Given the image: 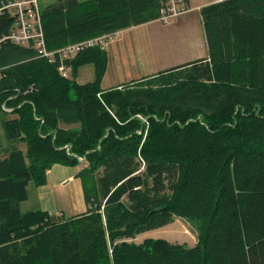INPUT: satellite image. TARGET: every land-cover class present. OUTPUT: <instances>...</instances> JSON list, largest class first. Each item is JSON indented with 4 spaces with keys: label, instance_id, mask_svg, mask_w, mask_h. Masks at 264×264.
<instances>
[{
    "label": "trees",
    "instance_id": "1",
    "mask_svg": "<svg viewBox=\"0 0 264 264\" xmlns=\"http://www.w3.org/2000/svg\"><path fill=\"white\" fill-rule=\"evenodd\" d=\"M161 3L57 0L41 8L47 47L154 22ZM201 17L208 58L109 90L106 51L66 61L65 78L33 47L1 45L0 264H264V0ZM13 25L2 13L0 36ZM55 165L84 166L87 212L23 214ZM175 218L197 224L195 247L133 242Z\"/></svg>",
    "mask_w": 264,
    "mask_h": 264
},
{
    "label": "crops",
    "instance_id": "2",
    "mask_svg": "<svg viewBox=\"0 0 264 264\" xmlns=\"http://www.w3.org/2000/svg\"><path fill=\"white\" fill-rule=\"evenodd\" d=\"M221 1L189 0L191 12L177 19L167 29H155L153 26L158 23L151 22L125 30L122 37L106 50L108 67L102 89L119 88L154 77L162 71L208 58L201 10ZM94 79L95 70L93 66L87 65L79 70L76 81L79 85H85ZM3 118L0 116V121ZM20 148L25 150L24 147ZM83 167L53 166L47 172V185L40 188L29 186V198L21 204V212L42 211L66 219L86 213L88 206L84 184L79 177Z\"/></svg>",
    "mask_w": 264,
    "mask_h": 264
},
{
    "label": "built area",
    "instance_id": "3",
    "mask_svg": "<svg viewBox=\"0 0 264 264\" xmlns=\"http://www.w3.org/2000/svg\"><path fill=\"white\" fill-rule=\"evenodd\" d=\"M161 1L159 17L154 21L156 23L172 25L174 21L191 12L189 0ZM41 11L39 0H4L0 6V15L6 12L14 19V25L7 35L0 36V47L8 42L20 47H33L40 59L46 60L51 65L60 63L58 72L65 78H69L72 73L71 68L65 65L66 61L91 49L106 51L124 34L123 30L116 31L67 45L57 51H50L45 39Z\"/></svg>",
    "mask_w": 264,
    "mask_h": 264
},
{
    "label": "rangeland",
    "instance_id": "4",
    "mask_svg": "<svg viewBox=\"0 0 264 264\" xmlns=\"http://www.w3.org/2000/svg\"><path fill=\"white\" fill-rule=\"evenodd\" d=\"M80 1L85 2L87 0H80ZM55 2H57V0H39L41 8H44L47 5L53 4ZM169 26L170 25L166 26V25H162L158 23L154 25L153 28L163 30V29H167ZM124 38H125V35H124ZM62 128L68 129L69 127L62 126ZM81 162H82V165H86L85 160H81ZM86 181H89V179L87 178ZM32 186L33 185H30V187ZM198 235H199L198 227L195 222H188L183 219L175 218L172 224H170L169 226H166L164 228L151 231L145 234H141L137 236L133 240V242L137 245H140L146 239H154V240L162 239L172 244L181 245L185 248H193L196 246L198 242Z\"/></svg>",
    "mask_w": 264,
    "mask_h": 264
}]
</instances>
